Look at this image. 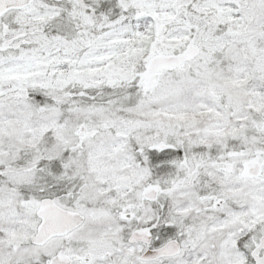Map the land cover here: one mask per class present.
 <instances>
[{
  "label": "snow or ice",
  "instance_id": "1",
  "mask_svg": "<svg viewBox=\"0 0 264 264\" xmlns=\"http://www.w3.org/2000/svg\"><path fill=\"white\" fill-rule=\"evenodd\" d=\"M0 264H264V0H0Z\"/></svg>",
  "mask_w": 264,
  "mask_h": 264
}]
</instances>
